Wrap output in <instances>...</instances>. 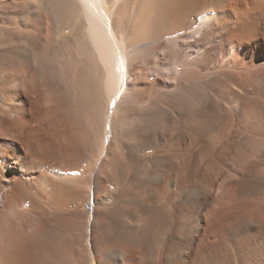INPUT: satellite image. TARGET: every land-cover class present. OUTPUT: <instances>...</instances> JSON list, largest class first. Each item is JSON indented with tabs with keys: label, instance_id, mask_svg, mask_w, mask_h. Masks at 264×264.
Returning <instances> with one entry per match:
<instances>
[{
	"label": "bare ground",
	"instance_id": "1",
	"mask_svg": "<svg viewBox=\"0 0 264 264\" xmlns=\"http://www.w3.org/2000/svg\"><path fill=\"white\" fill-rule=\"evenodd\" d=\"M244 1L0 0V264H209L259 230L217 211L224 239L199 243L262 130L235 51L264 47V2L233 21Z\"/></svg>",
	"mask_w": 264,
	"mask_h": 264
},
{
	"label": "rangeland",
	"instance_id": "2",
	"mask_svg": "<svg viewBox=\"0 0 264 264\" xmlns=\"http://www.w3.org/2000/svg\"><path fill=\"white\" fill-rule=\"evenodd\" d=\"M261 1L264 2V0ZM252 2L253 0L242 2L241 5L238 7L237 11L235 10L231 13L232 20L233 21L239 20L241 18L242 20H245L247 17L246 14H248L250 10L256 5L254 2L253 3ZM239 16H243V17H239ZM235 43L236 46H238L240 41L236 40ZM235 53L246 61L248 70L254 69L253 67L255 66H258V69H261L260 71H257L258 73L256 72V70H252V72H250L249 74L250 77L254 78L255 75L258 74H261V76L264 77V47L258 49V47H256L255 44L249 42L247 44H244L243 47L239 48L237 51H235ZM263 98L264 96L261 98L263 109L260 108L258 112L260 111L261 112L257 114V118H259V122L261 125L260 128L262 130L260 131V133H254L250 129L245 132L244 140L246 144H248L247 145L248 154L246 155L247 157L245 156L244 159L239 160V162L235 163L231 171L233 180L230 181V183H224V179L226 178L225 176H227V174L225 173L226 171H224L220 179H217L216 182L214 183L216 185L212 186V188L213 187L214 188L213 190L211 188V194L213 197L211 198H212V202L213 201L214 202L209 205L210 207L209 206L207 207V209L205 210L206 213L204 212L205 224L202 229L201 235L199 237V243L215 245L218 242L222 241L223 238L221 234L222 228L219 229L220 227L218 226L217 221L215 219L216 216H214L216 215L217 211L220 213L222 211L223 213L221 214H223V218H228V220H230L231 217L235 219L236 217L241 218V215H243L245 218H247L248 216L249 218H252L255 222L258 223L259 230L256 231L254 235L252 236L250 235V238L247 239L245 238V235H241V233L240 234L233 233L234 235L231 234L229 236L226 235L225 239L223 238L224 240L222 241L224 242L223 244L224 247H221L222 248V249L220 248L221 250L217 249L214 255L211 256L214 257L213 259L210 260L211 257H209V260H207L209 262L213 261L211 262L212 264L214 262H215L214 264H245V262L246 264H264V259H263L264 258V254H263L264 253V248H263L264 247V240H263L264 239V104H263L264 99ZM243 176L246 179L249 178L248 180L257 179L258 184L260 185H258L259 187L257 190L251 189L250 191L251 188L250 187L247 190L248 193L245 196L240 197L238 199L237 197H235V195L232 192L234 187L233 184L235 183L239 184L240 179H242ZM238 201L244 202L245 206L242 207L243 209L240 208V205H238ZM243 216L242 218H244ZM212 235H218V236L210 238ZM220 237L221 239H219ZM228 237L229 239L227 240L226 238ZM233 253L235 256H233L232 258ZM243 253L246 255L247 258L243 256Z\"/></svg>",
	"mask_w": 264,
	"mask_h": 264
}]
</instances>
